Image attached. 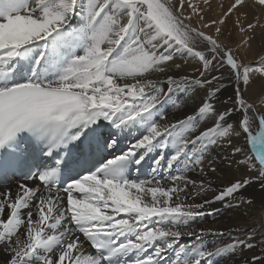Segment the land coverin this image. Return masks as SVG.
<instances>
[{
	"label": "snow or ice",
	"instance_id": "snow-or-ice-1",
	"mask_svg": "<svg viewBox=\"0 0 264 264\" xmlns=\"http://www.w3.org/2000/svg\"><path fill=\"white\" fill-rule=\"evenodd\" d=\"M253 186L264 0H0V264H264V224L201 226Z\"/></svg>",
	"mask_w": 264,
	"mask_h": 264
},
{
	"label": "bare ground",
	"instance_id": "bare-ground-1",
	"mask_svg": "<svg viewBox=\"0 0 264 264\" xmlns=\"http://www.w3.org/2000/svg\"><path fill=\"white\" fill-rule=\"evenodd\" d=\"M194 2H200V0H194ZM225 2L227 4L229 1ZM212 3L214 8L216 7V5H218L215 0H212ZM216 11H219V9H216ZM212 15H215V13H213ZM235 39L236 37L235 35H233L232 40ZM256 43H259V38L257 39ZM249 58L251 59L252 57L250 56ZM186 70L191 71L190 68ZM188 103L191 105L193 104V101L189 100ZM173 115H179V113H177L175 109H171L169 112V116L171 117ZM223 155H227V152L223 149H216L211 153V156L216 158L218 173H220L221 175L220 179L217 178V173L210 172V165L207 160L203 165L205 172L208 173L207 178L213 181L214 187L225 185L228 183L229 179L239 177L244 174L243 169L237 172L235 170V166H233L232 169H229L226 163H222L220 158ZM224 173H229L227 178H224ZM193 178L198 177L194 176ZM246 194H253L257 198V203L251 206H242L240 208H226L222 202H216L215 204L206 205V210L210 211L212 209H216L217 211L212 216H205L204 218H202L201 226L224 232L223 236L210 235L206 237L209 244H219L222 242L231 241L234 238H243L250 229L254 228L256 225L264 223V211L261 210L259 203L260 192L258 186L249 188L248 193ZM212 195L213 193L209 192L207 194V198L211 199ZM256 230L258 232L264 233V227L257 228ZM260 251L261 250L259 248L254 250H244L231 259L221 260L220 264H245V262L252 255L257 254Z\"/></svg>",
	"mask_w": 264,
	"mask_h": 264
},
{
	"label": "rangeland",
	"instance_id": "rangeland-1",
	"mask_svg": "<svg viewBox=\"0 0 264 264\" xmlns=\"http://www.w3.org/2000/svg\"><path fill=\"white\" fill-rule=\"evenodd\" d=\"M216 2H217V4H220V3H225L226 4V2L225 1H229L230 2V0H215ZM264 224V223H263Z\"/></svg>",
	"mask_w": 264,
	"mask_h": 264
}]
</instances>
